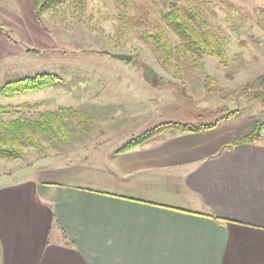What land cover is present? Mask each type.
Here are the masks:
<instances>
[{
  "label": "crops",
  "instance_id": "1",
  "mask_svg": "<svg viewBox=\"0 0 264 264\" xmlns=\"http://www.w3.org/2000/svg\"><path fill=\"white\" fill-rule=\"evenodd\" d=\"M258 117L3 176L0 264H264V140L227 147Z\"/></svg>",
  "mask_w": 264,
  "mask_h": 264
},
{
  "label": "rangeland",
  "instance_id": "2",
  "mask_svg": "<svg viewBox=\"0 0 264 264\" xmlns=\"http://www.w3.org/2000/svg\"><path fill=\"white\" fill-rule=\"evenodd\" d=\"M13 1L0 0V7L10 12L7 19L0 14L5 27L0 33L13 42L0 44L7 52L0 57V88L45 73L60 80L11 95L0 90V105L8 109L0 112V132L2 122L20 116L34 121L62 107L75 109L77 115L64 120L65 137L36 133L33 145L21 142V156H0V180L24 173L54 178L56 167L91 158L95 150L116 151L166 122L210 123L232 111L260 118L261 103L236 91L264 72V0H194L225 44L223 63L211 56L178 57V39L165 23L173 51L161 60L140 35L149 20L161 21L160 0H66L41 17L36 0ZM27 46L39 52L26 51ZM20 47L23 52L12 53ZM104 50L131 54L133 59ZM207 75L219 85L207 90Z\"/></svg>",
  "mask_w": 264,
  "mask_h": 264
},
{
  "label": "trees",
  "instance_id": "3",
  "mask_svg": "<svg viewBox=\"0 0 264 264\" xmlns=\"http://www.w3.org/2000/svg\"><path fill=\"white\" fill-rule=\"evenodd\" d=\"M66 0H36L35 8L39 17L49 9L59 6ZM164 5L161 10V21L158 19L149 20L148 26L141 27L140 35L150 42L161 60L168 59L172 55V46L169 35L165 31L164 23L174 32L178 40H175V50L178 57L189 59L197 56L205 58L207 56L216 57L222 61L226 58L225 44L215 34L205 15L204 10L194 0H160ZM195 2V3H194ZM126 15L130 14L126 11ZM5 31L3 24H0V31ZM10 37L11 34L6 32ZM15 42L18 43L16 39ZM26 51L39 52L36 48L27 46ZM96 50V49H94ZM151 74H154L152 68ZM206 88L210 90L213 86L219 85L218 80L212 76H206ZM60 77L54 74H40L35 77H27L20 80L6 83L0 88L6 94L23 93L31 90H38L47 86L55 85ZM237 94L244 93L250 101H259L262 105L260 118L256 121L254 129L245 137L233 141L227 147H235L240 144L254 143L264 140V72L253 77L246 82L241 90L237 89ZM25 106H28L25 104ZM7 107L0 105V112H7ZM239 111H232L210 123H162L145 133L133 138L124 144L117 152L128 151L134 147L143 145L167 131L172 132H196L216 126L221 120L238 116ZM76 116L77 111L73 108H60L49 110L41 114V118L30 120L25 117H17L1 123L0 132V156L14 158L22 155L21 142L33 145L34 135L47 134L66 136L64 120L69 116Z\"/></svg>",
  "mask_w": 264,
  "mask_h": 264
},
{
  "label": "water",
  "instance_id": "4",
  "mask_svg": "<svg viewBox=\"0 0 264 264\" xmlns=\"http://www.w3.org/2000/svg\"><path fill=\"white\" fill-rule=\"evenodd\" d=\"M104 51L113 57L120 58L126 61H131L133 59V55L131 54L121 53V52H112L109 50H104Z\"/></svg>",
  "mask_w": 264,
  "mask_h": 264
}]
</instances>
